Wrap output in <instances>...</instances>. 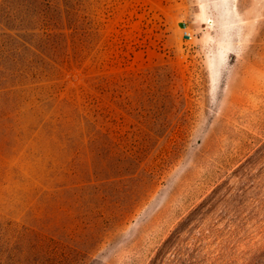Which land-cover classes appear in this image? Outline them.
<instances>
[{
  "label": "rangeland",
  "instance_id": "rangeland-1",
  "mask_svg": "<svg viewBox=\"0 0 264 264\" xmlns=\"http://www.w3.org/2000/svg\"><path fill=\"white\" fill-rule=\"evenodd\" d=\"M0 264H264V0H0Z\"/></svg>",
  "mask_w": 264,
  "mask_h": 264
},
{
  "label": "trees",
  "instance_id": "trees-1",
  "mask_svg": "<svg viewBox=\"0 0 264 264\" xmlns=\"http://www.w3.org/2000/svg\"><path fill=\"white\" fill-rule=\"evenodd\" d=\"M66 11L63 13V15H69L70 11L69 10H64ZM73 15H76L78 18L75 19L76 23L81 20L80 18L82 17L81 14H78L77 11L71 12ZM58 15V13H57ZM77 24H68L67 26L63 27H53L51 32H48L47 29L41 28V32H35L34 35H40L41 38H43V46L41 44H33L30 41H26L25 47L27 50H31L37 53H40L41 56L43 57H52L55 51H58L57 49H64L68 46H70L71 42H75L76 40L81 43V35L85 32L83 27L77 26ZM45 35V37H44ZM97 127H100V130L102 125L98 124ZM99 132V130L95 131V134ZM105 134H111L114 133L113 130L105 129L103 131Z\"/></svg>",
  "mask_w": 264,
  "mask_h": 264
},
{
  "label": "built area",
  "instance_id": "built-area-1",
  "mask_svg": "<svg viewBox=\"0 0 264 264\" xmlns=\"http://www.w3.org/2000/svg\"><path fill=\"white\" fill-rule=\"evenodd\" d=\"M187 34H189L188 32H186Z\"/></svg>",
  "mask_w": 264,
  "mask_h": 264
}]
</instances>
